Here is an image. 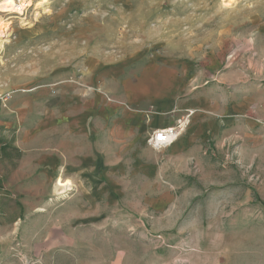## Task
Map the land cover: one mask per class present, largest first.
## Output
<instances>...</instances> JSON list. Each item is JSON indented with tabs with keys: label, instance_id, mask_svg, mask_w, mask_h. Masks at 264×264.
Here are the masks:
<instances>
[{
	"label": "rangeland",
	"instance_id": "obj_1",
	"mask_svg": "<svg viewBox=\"0 0 264 264\" xmlns=\"http://www.w3.org/2000/svg\"><path fill=\"white\" fill-rule=\"evenodd\" d=\"M228 1L31 0L0 12V264H264V0ZM159 76L191 78L194 98L236 114L192 160L115 181L98 227L52 228L78 221L82 198L39 167L40 150L65 140L54 122L92 100L125 108L132 85ZM49 232L85 241L50 248Z\"/></svg>",
	"mask_w": 264,
	"mask_h": 264
},
{
	"label": "crops",
	"instance_id": "obj_2",
	"mask_svg": "<svg viewBox=\"0 0 264 264\" xmlns=\"http://www.w3.org/2000/svg\"><path fill=\"white\" fill-rule=\"evenodd\" d=\"M261 33L264 34V28ZM190 80L185 84L179 77L159 76L145 86L132 85L131 104L125 108L111 104L93 109L95 100H92L87 104L91 108H70L62 114V122H54L55 131L64 124L65 140L63 144L49 145L46 153L40 150L39 167L51 176V180L62 177L67 182L59 181L66 185L70 181L76 186L70 195L82 198L74 200L81 205L80 219L52 228L98 227L97 206L103 196L110 197L111 202L116 200L115 181L129 180L144 171L156 170L163 160L174 163L184 157L192 160V149L203 135L214 130L216 122L236 114L230 107L226 113L218 114L213 103L207 100L205 104V100L194 98L190 93ZM188 110H194L191 123L176 142L160 150L147 143L154 130L175 124ZM206 114L212 119L205 120ZM83 204L86 207H82ZM67 234L70 233H65L64 237L58 233L53 237L49 232L45 241H52L50 248L65 246L69 249L85 241Z\"/></svg>",
	"mask_w": 264,
	"mask_h": 264
},
{
	"label": "built area",
	"instance_id": "obj_3",
	"mask_svg": "<svg viewBox=\"0 0 264 264\" xmlns=\"http://www.w3.org/2000/svg\"><path fill=\"white\" fill-rule=\"evenodd\" d=\"M193 113L194 110H188L175 124L154 130L148 137L147 143L157 150L171 146L190 125Z\"/></svg>",
	"mask_w": 264,
	"mask_h": 264
},
{
	"label": "bare ground",
	"instance_id": "obj_4",
	"mask_svg": "<svg viewBox=\"0 0 264 264\" xmlns=\"http://www.w3.org/2000/svg\"><path fill=\"white\" fill-rule=\"evenodd\" d=\"M233 0H229L228 4L231 3ZM45 2V0H39V2L36 4L37 6L42 5ZM31 0H20L19 6H17L16 0H3L0 2V12H11V13H20L23 14L24 11L28 6H30ZM0 25L3 26L2 29H8L9 23L4 22L3 20L0 19ZM0 33H4L0 29ZM188 128V127H187ZM186 128V129H187ZM58 184L61 186H65L66 183H63L61 181H58ZM70 190V189H69Z\"/></svg>",
	"mask_w": 264,
	"mask_h": 264
}]
</instances>
